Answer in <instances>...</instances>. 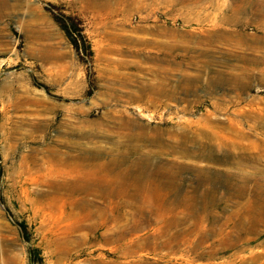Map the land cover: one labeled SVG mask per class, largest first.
Listing matches in <instances>:
<instances>
[{"label":"rangeland","instance_id":"1","mask_svg":"<svg viewBox=\"0 0 264 264\" xmlns=\"http://www.w3.org/2000/svg\"><path fill=\"white\" fill-rule=\"evenodd\" d=\"M0 264H264V0H0Z\"/></svg>","mask_w":264,"mask_h":264},{"label":"trees","instance_id":"2","mask_svg":"<svg viewBox=\"0 0 264 264\" xmlns=\"http://www.w3.org/2000/svg\"><path fill=\"white\" fill-rule=\"evenodd\" d=\"M54 20L59 25L60 29L66 36V38L69 40V43L72 45L73 49L82 55L86 56V59H90V49L89 44L87 43L86 39L83 38V36L79 32H75V26L72 24L70 19L67 21L60 20L58 17H55ZM19 227L21 228L23 235L26 238V231L24 228V225L19 223Z\"/></svg>","mask_w":264,"mask_h":264}]
</instances>
